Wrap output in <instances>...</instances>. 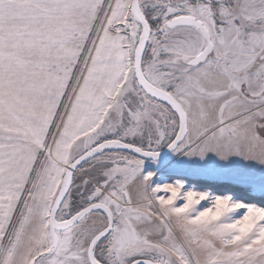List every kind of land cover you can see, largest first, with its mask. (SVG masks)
Wrapping results in <instances>:
<instances>
[{
    "label": "snow or ice",
    "instance_id": "snow-or-ice-1",
    "mask_svg": "<svg viewBox=\"0 0 264 264\" xmlns=\"http://www.w3.org/2000/svg\"><path fill=\"white\" fill-rule=\"evenodd\" d=\"M0 264H264V0H0Z\"/></svg>",
    "mask_w": 264,
    "mask_h": 264
}]
</instances>
